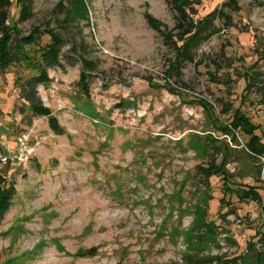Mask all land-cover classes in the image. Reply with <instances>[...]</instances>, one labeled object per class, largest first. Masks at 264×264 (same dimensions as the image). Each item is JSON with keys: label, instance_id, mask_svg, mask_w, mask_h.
<instances>
[{"label": "rangeland", "instance_id": "374dc122", "mask_svg": "<svg viewBox=\"0 0 264 264\" xmlns=\"http://www.w3.org/2000/svg\"><path fill=\"white\" fill-rule=\"evenodd\" d=\"M74 1L31 0L22 20L11 0L26 51L41 61L54 33L59 52L0 67V154L21 140L28 155L0 162L12 185L0 264H187L190 249L199 264H241L264 251V202L227 189L264 195L245 130L249 116L264 145V0H195L184 18L170 0H84L80 18ZM226 145L224 170L202 171Z\"/></svg>", "mask_w": 264, "mask_h": 264}, {"label": "trees", "instance_id": "16d2710c", "mask_svg": "<svg viewBox=\"0 0 264 264\" xmlns=\"http://www.w3.org/2000/svg\"><path fill=\"white\" fill-rule=\"evenodd\" d=\"M30 1L31 0H16V5L20 7V19H25L29 15L30 11ZM171 5L176 12L180 15V17H190V9L193 6L195 0H170ZM72 6H75L74 12L72 14L74 15H79L80 18H85L87 14V6L84 2V0H75L72 3ZM0 7L3 8L6 7L8 8V11L6 10L5 12H2L0 14V67H7V64L10 63V59L14 60L16 54H20L22 56V59L25 58L27 63H31L33 59H36L35 56H32L28 51L25 49V45L32 46L34 43L32 41V36L24 37V38H17L16 36L18 35L17 27L15 22L11 23L10 20L12 19L11 16V8H12V2L11 0H0ZM219 11H215L214 13L217 14V17H219L220 14ZM215 14V15H216ZM191 22V21H190ZM196 28V25L189 23V26L185 27L184 31L186 33H192ZM17 31V32H16ZM196 32V31H195ZM50 36L52 38V43H50L48 46L41 48L40 51L38 50L37 55H41L40 59H36V62L38 64H42V62H47V63H55L57 62L58 58V46H59V39L57 38L56 34L50 33ZM180 48H184L185 43H183L181 46L179 45ZM186 51V49H184ZM187 55V53H185ZM24 56V57H23ZM88 66H90L91 62L85 61ZM37 70H40L39 67H37ZM84 76L82 75V78ZM35 108V112H38L39 114H46L47 110L43 109L40 106H33ZM235 121V120H234ZM232 121V123L234 122ZM246 121L247 125L249 127H245V130L247 131L248 134H250V139L248 141V148L253 154L255 155H263L264 154V145L260 142L261 137L256 134V130L259 128L256 124L252 123L251 118L247 116ZM246 125V122H244ZM236 126L238 124L234 123ZM225 150L223 155H221L220 162H218L216 159L212 160V164L209 167H204L202 166V171L207 172L208 175L212 173H220L224 170L225 167V162H226V156L227 153L226 151L228 150V145L223 147ZM211 168L214 170L213 172L211 171ZM237 178L234 177V175L228 176L225 180L227 184L229 182L231 183H237V184H242V181L235 180ZM243 180V179H242ZM248 184L247 187L245 188H234V187H227L229 191L239 193L241 191H244L245 194L252 196L255 200H258L260 203L264 202V195L260 193L259 189L256 187V185L250 184V182L245 183ZM12 185L10 183H6L4 187H1L0 185V221L3 218L4 214L6 211L9 209L10 206V196H9V190L11 189ZM233 194V193H232ZM241 196V195H240ZM225 203L226 201L223 200ZM208 200H205V202H200L196 206V216L194 219L195 224L199 225H204L205 224V213L207 211L208 207ZM194 224V225H195ZM251 244H249V247H251ZM92 249V248H91ZM184 258L186 259L187 264H199L198 261L200 260V256L198 254L192 253V250L190 249L188 252H186ZM241 260V264H264V251H259L256 254H253L251 256H242L239 258H235L234 262H237V260Z\"/></svg>", "mask_w": 264, "mask_h": 264}, {"label": "built area", "instance_id": "2783aa9c", "mask_svg": "<svg viewBox=\"0 0 264 264\" xmlns=\"http://www.w3.org/2000/svg\"><path fill=\"white\" fill-rule=\"evenodd\" d=\"M20 146H21V150L16 155V157L11 156V155L0 154V162H10V161L15 162L14 158H16V160L19 164H25L27 159H28V155H27L26 150H25V143L21 142V140H20Z\"/></svg>", "mask_w": 264, "mask_h": 264}]
</instances>
